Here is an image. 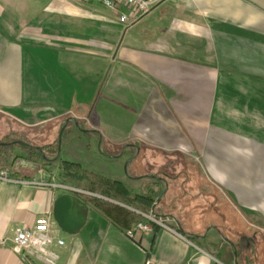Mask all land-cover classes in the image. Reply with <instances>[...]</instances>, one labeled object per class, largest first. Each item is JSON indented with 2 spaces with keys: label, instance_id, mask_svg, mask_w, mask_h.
Listing matches in <instances>:
<instances>
[{
  "label": "crops",
  "instance_id": "crops-1",
  "mask_svg": "<svg viewBox=\"0 0 264 264\" xmlns=\"http://www.w3.org/2000/svg\"><path fill=\"white\" fill-rule=\"evenodd\" d=\"M98 2L85 1L95 12ZM122 13L129 25L99 12L95 25L86 14L81 30L48 33L20 27L1 3L0 112L24 128L68 120L66 152L98 142L117 178L100 176L151 196L150 210L176 232L127 239L141 209L74 183L64 185L92 196L55 189L59 157L32 162L19 140L0 149L9 176L0 180V264H26L11 238L40 216L64 242L51 248L56 264H264V0H166L140 17ZM62 194L88 208L73 235L52 217ZM94 200L124 209L130 227Z\"/></svg>",
  "mask_w": 264,
  "mask_h": 264
},
{
  "label": "rangeland",
  "instance_id": "rangeland-1",
  "mask_svg": "<svg viewBox=\"0 0 264 264\" xmlns=\"http://www.w3.org/2000/svg\"><path fill=\"white\" fill-rule=\"evenodd\" d=\"M1 3H5L6 6L9 7L11 6L12 14L15 18H17L20 27L27 25L33 27L37 26L38 29H41V31L48 33H64L68 30H81V28H83L82 26H84V22L86 21L85 17L87 18V16H85L86 14H88V16L92 19L91 24L93 23L94 25L97 23L94 18L99 12L110 16L117 15V19L120 14V11L116 12L114 10L107 9L101 2L94 5L98 10L96 12L92 11L93 7L89 8L88 4L85 3V0H0V4ZM86 22L90 21L87 20ZM125 24L129 25L130 22L128 21ZM63 123L64 120L50 121L43 123L41 126L36 128H24L20 123L0 112V149L3 146L9 145V143L12 145V142H18L19 140H23L29 145L37 146L49 143L52 144L53 148L56 140L58 145L59 128L63 125ZM78 131L82 132L80 128ZM65 137L66 134L63 133L61 135V143ZM60 146L59 160H55L58 163H56V167H54L59 170L57 173V178L59 179L55 178L57 182L59 181V183H56L55 185L73 184L70 178L65 177L64 171L59 164L66 161L79 163L83 170H88L98 175H104L105 177L111 179L117 178L114 172H112L115 159H113V157L109 158L106 155H103L99 149L98 142L95 140L90 143L88 150L72 148L70 152L67 153L65 150V144H60ZM20 152V150H16L11 154L20 155ZM49 157L52 159L53 153L50 154ZM10 158L11 157L9 156V159H4L5 165L9 166L8 163ZM119 177H121V179L128 185L133 184V181L128 180L131 177L127 174V172L123 171V175H120ZM134 212H137L136 215L139 213H144L145 215L151 213L155 215L151 210L141 212L138 210ZM141 219L142 220L138 222H146L145 218L141 217ZM166 225L176 232V229L168 224V220H166ZM253 239L262 240V238L258 239L257 234L255 233L253 234ZM256 252H258V250H256Z\"/></svg>",
  "mask_w": 264,
  "mask_h": 264
},
{
  "label": "built area",
  "instance_id": "built-area-1",
  "mask_svg": "<svg viewBox=\"0 0 264 264\" xmlns=\"http://www.w3.org/2000/svg\"><path fill=\"white\" fill-rule=\"evenodd\" d=\"M88 1V0H85ZM104 7L116 12L122 8H126L133 12L136 17L143 16L161 5L166 0H99ZM118 20L121 23H127L128 15L119 14ZM0 180L8 181L9 176L6 170L0 169ZM55 189H60L65 192L91 194L80 189L70 187L63 184L53 185ZM141 217L146 219V222H136L131 229L125 231V236L129 240H134L136 233H151L154 227L166 229L175 233L166 225V220L157 217L151 213L145 215L139 213ZM52 221L49 216H40L35 224L30 229L16 228L11 238V250L14 254L20 256L26 264H34L41 262L42 264H56L57 255L51 249L53 246L62 247L64 242L50 234V225ZM144 264H153L149 259L145 260Z\"/></svg>",
  "mask_w": 264,
  "mask_h": 264
},
{
  "label": "trees",
  "instance_id": "trees-1",
  "mask_svg": "<svg viewBox=\"0 0 264 264\" xmlns=\"http://www.w3.org/2000/svg\"><path fill=\"white\" fill-rule=\"evenodd\" d=\"M21 144H23V146L25 147H29V155L30 157L35 159V161L32 162H36L37 158V160H40L41 163H43V165L45 166L51 165V161H49L51 160V158L49 157V155L53 153V158H55L57 154V140L53 148L52 144L49 143L39 145V147L37 145H26L24 143ZM37 147L40 148V151L36 149ZM15 160L16 159H14V161ZM60 165L64 171L65 177L70 178L73 183L78 186H82L89 191L98 193L105 198L125 203L128 206L138 207L139 209H141V211L150 210L153 206L154 200L151 196H132L121 182L107 179L92 172L81 171L80 166L75 163L61 162ZM94 202L95 205L98 206L102 210V212L111 219L116 227H118L119 229L120 227H130L128 212H126L124 209L119 208L118 206L107 204L106 202L102 201L94 200Z\"/></svg>",
  "mask_w": 264,
  "mask_h": 264
},
{
  "label": "water",
  "instance_id": "water-1",
  "mask_svg": "<svg viewBox=\"0 0 264 264\" xmlns=\"http://www.w3.org/2000/svg\"><path fill=\"white\" fill-rule=\"evenodd\" d=\"M68 123L65 124L58 134L57 154L54 158L56 160L60 155V144L62 132ZM77 124L76 121H74ZM40 151V148H36ZM88 208L77 197L69 194H62L58 196L52 205V217L56 226L68 235L76 234L84 226L86 221Z\"/></svg>",
  "mask_w": 264,
  "mask_h": 264
}]
</instances>
